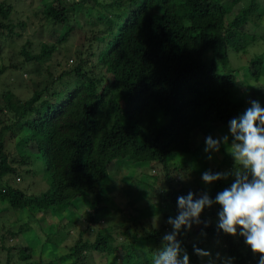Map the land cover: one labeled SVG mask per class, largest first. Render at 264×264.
<instances>
[{
    "label": "trees",
    "instance_id": "1",
    "mask_svg": "<svg viewBox=\"0 0 264 264\" xmlns=\"http://www.w3.org/2000/svg\"><path fill=\"white\" fill-rule=\"evenodd\" d=\"M76 3L88 11L84 23L89 36L83 37V50L74 51V64L52 75L48 61L57 57L54 65L61 64L56 43L73 32L68 21ZM237 3L241 4L232 13ZM40 9L45 21L52 17L61 25V35L53 42L40 41L36 52L26 48L31 42L25 39L15 57L7 41L20 37L18 31L26 22L13 24L14 4L0 0V79L5 71L18 69L37 77L46 68L49 75L40 88L33 78L26 81L33 87L15 103L10 99V83L0 88V200L13 209L18 222H27L30 211L38 209L58 216L54 237L60 262L94 264V258L103 257L101 264H143L142 256L158 252L163 236L173 231L168 219L175 215L169 211L177 208L179 196L207 192L214 199L219 187H229L235 179L232 173L240 166L228 152L213 169V173H229L228 181H214L208 190L185 164L169 166L168 159L190 151L193 130L209 135L216 125L228 128V121L240 114L241 104L229 93L241 81L235 76L237 68L229 67L227 53L243 52L257 39L242 26L256 24L255 19L264 15V4L259 0H50ZM96 25L101 28L92 30ZM263 67L264 49L249 60L247 77ZM251 90L253 99L264 97L259 89ZM12 137L22 138L13 152L7 146ZM38 156L47 181L41 192H35L37 174L32 169ZM115 159L120 161H114L113 167ZM127 163L146 167L147 177L134 181L158 200L148 212L108 223L110 170ZM26 175L34 186L30 193L13 180ZM124 191L139 211V196ZM78 199L89 207H80ZM220 207H206L202 223H193L191 229L182 226L177 234L190 264L205 261L194 246L208 253L209 264L222 252L231 264H257L259 255L252 253L243 236L217 231ZM23 209L28 211L26 218ZM25 222L16 223L15 230L2 229L1 264H33V257L42 258L25 243L5 245L6 239L21 237ZM70 229H77V237L61 246ZM120 234L123 239L118 241L115 235Z\"/></svg>",
    "mask_w": 264,
    "mask_h": 264
},
{
    "label": "rangeland",
    "instance_id": "2",
    "mask_svg": "<svg viewBox=\"0 0 264 264\" xmlns=\"http://www.w3.org/2000/svg\"><path fill=\"white\" fill-rule=\"evenodd\" d=\"M7 1L14 4V11L11 14L12 23L15 24L18 21L26 22L24 29L18 31V33L21 35L20 37L14 35L11 36V39H9V41H7V46L14 50L15 57L17 56V50L20 49L22 45H25V39H28L31 42L29 47L28 45H25L27 46L26 48H30L31 52H36L38 43L40 41L53 42L56 41L61 35V25L53 22L52 17L48 18V20L45 21L43 15L39 12L40 10H42L40 8L45 6V4L50 0ZM259 2L264 4V0H259ZM29 3L30 6L25 9L24 7ZM240 4L241 3H237L236 5H234L232 13L236 12V9L240 6ZM87 13L88 11L83 12L80 9L79 4L76 3V5L74 6V14H71L70 20L68 21V24L70 26H74L73 32H71V34L63 43H56L58 46L57 49H59L58 55L60 57L59 60L61 64L58 66L54 65V60L57 57H52L48 61L51 64V67H47V69L52 75H57L63 68L72 66L75 62V58L73 55L74 51L80 50L85 46L86 40L84 41L83 37H85L86 39V37L89 36L88 26L84 23ZM255 23L256 24L250 22V24H244L242 27L247 32H254L257 35V39L253 43L247 45L246 49L243 52L236 53L229 50L227 53L229 67L237 68L235 76L237 80L241 81V83L235 86L229 93V97L231 99L241 104L240 114L245 110L246 107L249 106L247 101L250 98H254V94L252 93L251 88L255 87L256 90L259 89L262 95H264V67L260 70L259 74L257 73L258 75L254 71H252L253 73L249 77H247L248 75H246L249 60L264 49V15L262 18L255 19ZM99 28H101V26L96 25L95 27L93 26L92 30H96ZM17 30L18 28H14V31ZM81 43H83L82 47H80ZM45 69L46 68H41L37 77L33 75L34 73L29 75L28 72L23 69H20L21 71L18 69L16 72L7 70L1 76L2 79H0V88L3 86V84L10 83V86L13 87L10 96L11 101L15 103L14 100H16V98L23 100L29 95L31 88L33 87V84L29 85L26 81H29V79L33 78L34 82L37 81L36 84L39 88L42 87L45 81H49V75L46 73ZM250 70L251 69L249 68V73ZM13 76L21 82L19 85L18 83L13 82ZM242 81L245 82L243 83ZM258 100L262 105H264V97L262 99L259 98ZM209 135H211L213 138H219L224 135H229V144L225 145L222 143L219 152L206 153L204 151V148L206 146L205 138L208 135H205L198 130H193L190 134V151L187 154L172 155L168 159L169 166L178 165L177 167L180 168L182 164H185L190 171V175L193 174L194 176H196V181L205 190H208L214 182H212L211 184H206L202 180V174L205 171L209 170L213 173V169L216 164L223 158L224 154L228 152L227 150H231V136L229 134L228 128H224L221 125H216ZM21 139L22 138L20 137L10 138V140H8L7 142L8 149L13 152L14 149L17 150L18 148H20L19 142ZM209 155L212 156V159H208ZM114 161H120V159L113 160L112 165L115 163ZM115 165L116 164H114L113 167ZM32 169L37 174L35 176V192H41L46 188L47 181L44 178V174L42 173L43 159H41L40 156L33 159ZM146 172V167L144 168L141 165L130 163H127L124 166H119L118 168H114V170H110V173L112 174L109 181L112 183L113 188L112 190L106 192V195L109 197L107 202H110L112 204L111 210L108 207L106 209V211L109 213L108 223L120 221L122 220V218H125L128 215H139L141 210H145L148 212L156 206V202L158 199L152 194V192L144 187H141V185H137L134 181L136 179L138 180L140 178H146ZM149 172L151 173V171ZM18 177L15 176L13 178L15 183L17 182L16 184L18 186L26 187V191L30 193L33 185H29L30 183L28 175L23 176L22 178ZM221 180L223 183H225L226 181H228V178ZM106 182L108 183V181ZM223 189V186L219 187V192ZM124 190H131L129 192L134 193L133 195L139 196V199L136 203L140 208L139 211H136V205L130 203L131 201L128 199L129 196L125 193L126 191ZM78 202L80 203V207H89V205L84 203L82 199H78ZM114 208L117 210L112 211ZM87 209L88 208H86V210ZM20 212L22 213L23 217H27L26 214L28 213V211H25L23 209ZM169 212L176 216L178 214V209L175 208L172 212ZM14 218L15 213L13 212V209L10 208L8 210L6 202L0 200V235L4 232L2 229L15 230L18 225L16 223L21 224L22 222H25L23 220L18 222L14 220ZM57 219V215L53 214L52 216H50L46 211H42L39 209L34 210V212L32 213L30 211L29 217L24 219L28 220L23 224L24 233L19 234V236L21 237H15V239H6L5 245H13L14 242H17L18 245L20 243H25L34 251L35 255L37 254V252H39L42 258L33 257V264H44V261L45 263L49 264H65V262H60L56 258V255L59 253V244L57 238L54 237V235H56V233H54V223L57 222ZM65 229L63 231H59L65 233ZM115 232H117V230H115ZM115 236L116 240L118 241L123 239L122 234ZM76 237L77 229H70L61 246H63V244H72ZM155 253H157V251L151 250L149 253L143 255V264H151L152 257ZM224 255L225 252H222L220 256L214 259L213 263L215 262L214 264H225L226 260L224 259ZM182 256L183 252L181 253V257ZM204 257V264H209V262H207V255H205ZM101 258L103 257L94 258V264H101V262L99 261L101 260ZM106 262H108L107 259ZM1 263H4L3 254L0 255V264ZM8 263H10L9 260Z\"/></svg>",
    "mask_w": 264,
    "mask_h": 264
},
{
    "label": "clouds",
    "instance_id": "3",
    "mask_svg": "<svg viewBox=\"0 0 264 264\" xmlns=\"http://www.w3.org/2000/svg\"><path fill=\"white\" fill-rule=\"evenodd\" d=\"M247 103L249 106L241 114L228 121L231 150L227 151L235 165L240 166L232 173L234 181L218 192L214 199L207 192H202L199 197L192 191L179 196L178 214L168 219L173 231L163 236V246L153 255L151 264H190L189 256L183 252L176 236L182 226L191 229L193 223H202L201 213L213 204L221 206L217 213V231L243 236L252 253L259 255L257 264H264V105L258 99L251 98ZM228 142L229 135L219 138L208 135L204 151L219 152L221 144L228 145ZM208 159H212V156L209 155ZM228 175L209 170L202 174V180L211 184L226 179ZM204 223L207 226V222ZM194 250L199 255H208L195 246ZM225 264H231V258Z\"/></svg>",
    "mask_w": 264,
    "mask_h": 264
},
{
    "label": "built area",
    "instance_id": "4",
    "mask_svg": "<svg viewBox=\"0 0 264 264\" xmlns=\"http://www.w3.org/2000/svg\"><path fill=\"white\" fill-rule=\"evenodd\" d=\"M15 239V238H14Z\"/></svg>",
    "mask_w": 264,
    "mask_h": 264
}]
</instances>
